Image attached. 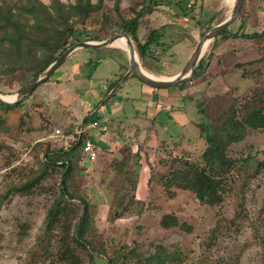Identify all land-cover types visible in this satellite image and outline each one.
I'll return each mask as SVG.
<instances>
[{
  "label": "rangeland",
  "instance_id": "obj_1",
  "mask_svg": "<svg viewBox=\"0 0 264 264\" xmlns=\"http://www.w3.org/2000/svg\"><path fill=\"white\" fill-rule=\"evenodd\" d=\"M40 1L47 5L50 3V0ZM61 1L70 3L75 0ZM170 1L171 6L161 4L146 17L147 28L155 27L161 33L158 44L151 47L153 54L147 53L140 58L137 53L142 67L160 78L172 77L182 69L201 34L226 18L234 3V0H191L196 1L195 9L201 10L197 20L190 15L183 16L175 4L176 0ZM138 2L120 0L119 11L116 12L112 9L113 0H104L103 8L94 17L102 19V12L129 16L132 9L139 8ZM258 5L260 12L264 13V0H246L242 16L231 25L228 33L235 32L241 23L247 33L262 31L264 19L256 16ZM145 32L146 28L141 26L138 34L142 37ZM222 38L219 36L203 51V61L199 66L197 63V76L194 75L193 80L181 86L151 87L169 89L168 94L177 90L181 94V100L174 107L180 109L176 112L181 114L182 123L177 120V124L166 126V118L161 114L154 116L164 109L157 107L152 111L146 106H139L136 101L132 104V98L138 100L140 96L138 85L143 84L133 75L125 77L123 86L118 87L107 100L108 84L128 68L126 51L113 45L73 52L54 70L48 81L21 100L23 103L8 120V125L0 128V264H23L30 249L43 236L47 209L60 187L59 170L51 168L29 190L14 191L11 186L37 175L41 171L46 149L63 143V137L55 135V128L63 126L66 119H72L74 127L60 129L64 134L74 132L88 110L95 118L111 114L115 120H121L123 124L120 125H128L132 119L123 115L122 108L129 105L130 110L137 111L141 118L135 119L136 122H140L141 126L150 125L148 130L142 131V136L153 138L149 144L155 145L153 162L148 165L147 172L148 166H145L144 172L137 173L139 181L135 190L137 199L150 204L151 209L142 211L138 205L121 217L114 218L115 191L131 186L121 183L119 173L111 166L113 161H120L122 157L106 163L103 173H95L94 165L87 166L90 159L84 157L82 166L85 168L80 170L76 180L83 189V196L90 202L92 222L89 235L94 252H102L107 258L119 257L116 264H144L143 257L153 252L154 245L160 243L168 251L179 250L181 264H264V170L255 172L257 163L264 161V131L249 130L246 138L229 146L230 156L242 157L248 153L251 158L229 183L233 190L224 195L220 205L201 204L188 190L177 189L176 195L171 198L160 180L161 175L169 170L168 164H163L160 159L167 158L168 151L179 155L185 150L191 159L200 160L205 142L199 136L198 125L207 126L213 134L215 128L233 114L232 94L248 92L254 84L255 76L243 75L233 66L264 55V36ZM214 43L217 45L213 47ZM1 66L3 64L0 63ZM78 71L81 73L78 77L86 78V86L80 85L74 77L66 78L67 74L72 76ZM19 77V72L2 74L0 94H15L22 84ZM53 80L58 83L54 85ZM66 85L68 89H64ZM114 101L119 108L111 113ZM152 118L157 121L154 123ZM120 125L115 124V127ZM90 131L98 132L96 128ZM105 132L117 134L113 130ZM111 137L109 133L105 134L104 140L111 144ZM126 149L129 150V146L121 150L122 156ZM133 154L130 152L132 163L136 156V153ZM6 192L7 196L3 198ZM164 213L176 214L179 222H185L190 229L163 228L160 218ZM213 229L215 236H212ZM53 245L54 241L49 247ZM132 247L138 251L139 257L125 260L120 256ZM50 261L51 256L47 255L43 263L49 264Z\"/></svg>",
  "mask_w": 264,
  "mask_h": 264
},
{
  "label": "trees",
  "instance_id": "obj_2",
  "mask_svg": "<svg viewBox=\"0 0 264 264\" xmlns=\"http://www.w3.org/2000/svg\"><path fill=\"white\" fill-rule=\"evenodd\" d=\"M0 1V63L3 64L0 67V76L19 72L22 82L20 89L34 80L67 47L78 41L102 40L116 33H128L140 58L147 53L153 54L151 47L158 44L161 33L157 32L155 27L147 28L146 17L161 4L166 6L172 4L170 0H139V8L132 9L129 16L121 14L114 16L102 12V19H97L94 14L103 8L104 0L95 2L75 0L70 3L50 0L48 5L40 0ZM119 2L120 0H113L112 9L116 12L119 11ZM175 4L183 16L190 15L197 20L200 18L201 10L195 9L196 1L176 0ZM243 20L244 17L241 22ZM141 26L146 28L142 37L138 34ZM228 32L226 30L221 35L222 39L264 36V29L260 32H245L242 23L235 32ZM215 45L217 44L214 43L212 46ZM203 56L197 66L202 63ZM233 67L235 70H241L243 75L255 76L256 79L248 92L232 94L233 114L215 128L213 134L207 126L198 125L199 136L205 142L201 159H191L185 150L179 155L170 154L171 151H168L169 156L160 159V162L169 166V170L161 175L160 180L165 192L171 198L176 195L177 189H181L190 191L201 204L220 205L224 195L233 190V186L229 183L241 171L243 164L251 158L248 153L242 157L230 156L229 146L246 138L249 130L264 131V55L260 54L255 59L238 62ZM124 72L125 70L108 84L106 92L113 88ZM130 75L133 74L128 76ZM194 78L186 80L183 84ZM122 86L123 81L118 87ZM115 91L116 88L107 100L115 94ZM22 103L23 101L14 105L0 103V128L8 125V120ZM98 120L93 115H86L80 127L85 128L89 123ZM87 140L94 141L83 130L68 144L48 147L43 156L41 171L24 183L11 186L14 191H26L33 188L51 168L60 172L59 191L47 209L43 236L30 249L23 264H46L43 262L46 261L47 255L51 256L49 264H116L119 261V257L107 258L102 252H94L95 247L89 235L92 222L90 202L83 196V189L76 180L80 170L85 168L84 165L82 166L84 158L82 150ZM129 151L126 150L120 161L111 163L119 173L121 183L131 185L115 191L112 207L114 218L121 217L123 213L138 205L141 206L142 211L151 209L150 204H144L135 196L138 177L137 172L131 169ZM261 170H264V161L257 163L255 172ZM7 192L3 198L7 196ZM1 203L2 200L0 205ZM160 225L167 229L172 227L190 229L185 222L180 223L174 213H164L160 218ZM214 233L215 229L212 236H215ZM257 239L262 241L261 238ZM52 241L54 245L49 247ZM139 255L135 247H132L120 256L128 260L129 257H139ZM180 259L179 250L168 251L164 245L157 243L154 245V251L143 257L142 262L181 264Z\"/></svg>",
  "mask_w": 264,
  "mask_h": 264
},
{
  "label": "crops",
  "instance_id": "obj_3",
  "mask_svg": "<svg viewBox=\"0 0 264 264\" xmlns=\"http://www.w3.org/2000/svg\"><path fill=\"white\" fill-rule=\"evenodd\" d=\"M256 16L264 19V13L260 12L259 5L257 6V9H256ZM120 52H122V51H120ZM121 54L123 55V53H121ZM123 58L126 61V57L124 55H123ZM77 64L81 65L83 63L78 62ZM78 76H81V73L79 71L72 74V76H70V74H67L66 78L71 79L72 77H74L75 80L78 83H80V85L83 84L86 86V84H87L86 78L83 79L82 77H78ZM52 83L54 85H56L58 83V81L53 80ZM115 85L113 86V88L109 92H107L108 97L110 96V94L112 93V91L115 88L117 91L118 85H116V87H115ZM66 86H64V89H66V88L68 89V85H66ZM138 90L140 91V96H138L139 99L137 100V99L132 98V101H131L132 104H134L133 101H136L139 103V106H141V107L146 106L147 108L152 109V111H153V109H157V107L159 110L164 109L163 112H161V110L159 111V113L156 112L157 114H155L154 116L156 117V116H158V114H161L160 115L161 117L166 118L167 119V122L165 123L166 126L172 125V124H177L178 121H180V123H182V120L180 118L181 114L176 112L180 109L174 107L176 105V102L181 100V94L178 93L177 90H174L173 92H169V94H170L169 95L168 94L169 89H167V90L166 89L156 90V89H152L149 86H145L143 84L138 85ZM59 91H61V90H59ZM126 94H129V93H126ZM121 97H122V95H121ZM127 99H128V97H127ZM154 100H155V103H157V104L154 103ZM113 103L114 104L111 107V113H113L116 109L119 108L116 101H114ZM168 106H170V107H168ZM130 107H131V105L125 106L124 108H122L123 115L126 117L129 116L132 119V120H130L128 125H124V126L120 125V124H123L121 122V120H119V119L115 120V118L111 114H106V117L101 115L100 117L96 118V119H99L97 121L99 124L96 127H94L98 131L97 134L95 132H91L90 131L91 128L88 127V125L85 126L84 131L86 132V134L88 136H90L94 140L93 144L97 150L96 159L93 161L90 160L88 165H87L88 167H91L92 165H94L95 170H96L95 173H103L104 169L107 167L106 163H109L110 161H112L115 158L119 159L120 157H122V153H121L122 151L121 150L125 149L127 146H129V150L132 154L136 153V156L133 158V163L130 162L132 170L137 171V173H142L146 170L145 166H148L150 163L153 162V159L155 157V145L149 144V142L153 138L148 139L147 135L145 137L142 136V131L148 130L147 128H149L150 125L141 126L140 122H136L135 119H137V118L141 119V118H140L138 112L135 111L134 109L130 110ZM132 107H134V105ZM173 107H174V109H172ZM86 115H93V113L90 110H88ZM144 116L145 115H142V117H144ZM145 119H146V116H145ZM154 119L152 118V121L155 123L157 120L156 119L154 120ZM71 121H72V119H69V120L66 119L63 126L56 127L55 129H59L61 131L60 127H65V128L74 127L75 121L73 123H71ZM81 124H82V122H81ZM81 124L80 125L78 124L77 126H75L74 132H72V133L64 134L62 131L61 132L63 135L69 136L70 138L75 137L77 135V131L81 128L80 127ZM115 124H119L120 129H119V127H115ZM155 126H156V124H155ZM107 130L108 131L113 130L117 133V134H115L114 132H108L110 134V136H112L110 138L111 144H108L106 142V140H104L105 134H108L105 132ZM119 130H121V132H119ZM96 135H98V138H96ZM63 140L64 141H62L63 142L62 144H68V143H70V141H72V139L65 140V138H63ZM145 141H146V143H144ZM148 169H149V166H148L146 172L148 171ZM138 181H139V178H138Z\"/></svg>",
  "mask_w": 264,
  "mask_h": 264
},
{
  "label": "water",
  "instance_id": "obj_4",
  "mask_svg": "<svg viewBox=\"0 0 264 264\" xmlns=\"http://www.w3.org/2000/svg\"><path fill=\"white\" fill-rule=\"evenodd\" d=\"M246 0H234L232 10L230 14L218 22L217 24L206 29L200 36L193 51L191 52L186 63L182 69L171 78H160L156 76L149 75L141 69V64L139 62L137 52L135 50L134 44L128 33H116L102 40H88V41H78L69 47H67L53 62H51L38 76L28 83L23 88L19 89L15 94H13L12 99H5L0 94V103L4 105H14L19 103L21 100L31 95L32 92L43 82H45L51 74L56 70L73 52L83 49V48H101L106 46H111L113 42L121 37L126 39V53L128 57V68L121 75L120 79L116 83L119 85L125 77L129 74H133L139 81L143 84L153 87V88H169L173 86H180L186 80L192 78L195 75V68L198 61L201 58V54L206 49L208 45L215 38L221 36L226 30H228L235 21L242 16L245 10ZM115 85V87H116Z\"/></svg>",
  "mask_w": 264,
  "mask_h": 264
},
{
  "label": "built area",
  "instance_id": "obj_5",
  "mask_svg": "<svg viewBox=\"0 0 264 264\" xmlns=\"http://www.w3.org/2000/svg\"><path fill=\"white\" fill-rule=\"evenodd\" d=\"M96 126H97L96 121L88 124V127H90V128H94ZM83 130H84V128H80L77 131V134L80 135ZM55 135H61L63 138H65V140H67V139L73 140L75 138V137L70 138L69 136L63 135L59 129H55ZM82 151H83V156L90 159V160H94L97 157V150H96L93 142L90 140L85 141Z\"/></svg>",
  "mask_w": 264,
  "mask_h": 264
},
{
  "label": "bare ground",
  "instance_id": "obj_6",
  "mask_svg": "<svg viewBox=\"0 0 264 264\" xmlns=\"http://www.w3.org/2000/svg\"><path fill=\"white\" fill-rule=\"evenodd\" d=\"M217 18V17H216ZM113 46H117V47H120L121 49H123V50H125L126 51V39H125V37H121V38H118V39H116L114 42H113V44H112ZM202 55V54H201ZM141 66V69L145 72V73H147V74H149V75H152V76H155V75H153L152 73H149V72H147V70H145L143 67H142V65H140ZM168 78H171V77H168ZM2 97L3 98H5V99H12L14 96L13 95H3L2 94Z\"/></svg>",
  "mask_w": 264,
  "mask_h": 264
}]
</instances>
